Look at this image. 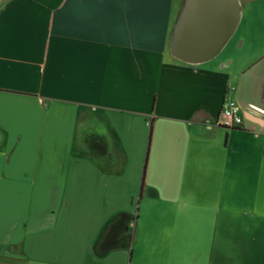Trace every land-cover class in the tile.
<instances>
[{
    "label": "crops",
    "instance_id": "0c3cea01",
    "mask_svg": "<svg viewBox=\"0 0 264 264\" xmlns=\"http://www.w3.org/2000/svg\"><path fill=\"white\" fill-rule=\"evenodd\" d=\"M183 7L0 0V264H264V45L184 63Z\"/></svg>",
    "mask_w": 264,
    "mask_h": 264
},
{
    "label": "water",
    "instance_id": "95a60500",
    "mask_svg": "<svg viewBox=\"0 0 264 264\" xmlns=\"http://www.w3.org/2000/svg\"><path fill=\"white\" fill-rule=\"evenodd\" d=\"M239 19L238 0H186L172 36V55L190 64L211 60L230 39Z\"/></svg>",
    "mask_w": 264,
    "mask_h": 264
},
{
    "label": "rangeland",
    "instance_id": "374dc122",
    "mask_svg": "<svg viewBox=\"0 0 264 264\" xmlns=\"http://www.w3.org/2000/svg\"><path fill=\"white\" fill-rule=\"evenodd\" d=\"M185 5L186 0H179ZM242 15L233 36L229 39L224 51L237 48L241 40H245L239 58L244 59L256 48L264 45V0H241ZM184 8V7H183Z\"/></svg>",
    "mask_w": 264,
    "mask_h": 264
},
{
    "label": "built area",
    "instance_id": "2783aa9c",
    "mask_svg": "<svg viewBox=\"0 0 264 264\" xmlns=\"http://www.w3.org/2000/svg\"><path fill=\"white\" fill-rule=\"evenodd\" d=\"M221 125L227 128L240 127L243 119L240 108L235 102L224 101L220 110Z\"/></svg>",
    "mask_w": 264,
    "mask_h": 264
}]
</instances>
